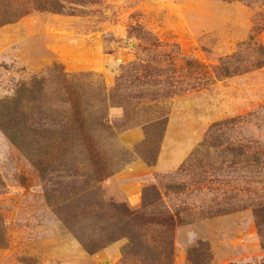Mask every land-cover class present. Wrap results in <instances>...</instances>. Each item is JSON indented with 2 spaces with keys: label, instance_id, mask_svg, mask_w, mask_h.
<instances>
[{
  "label": "rangeland",
  "instance_id": "obj_1",
  "mask_svg": "<svg viewBox=\"0 0 264 264\" xmlns=\"http://www.w3.org/2000/svg\"><path fill=\"white\" fill-rule=\"evenodd\" d=\"M13 1V8L25 2ZM247 1L100 0L76 6L64 0L78 12L32 9L0 26V118L10 110L19 121L32 117L55 125L69 115V105L59 93L64 82L53 79L54 72L83 74L73 81L92 128L85 138L98 147L107 174L95 181L94 164L79 146L86 144L82 138L41 132L30 137L36 140L32 147H16L0 130V233L5 237L0 264L261 263L264 248L250 209L205 214L229 195L227 182L237 176L212 170L198 189L195 158L187 162L213 123L264 105V66L150 103V113L163 114L158 127L122 131L120 123L110 130L97 125L102 112L104 123L123 117L120 107L104 106L98 92L113 88L129 62L156 58L163 67L180 68L181 58H189L213 66L257 28L256 38L264 45V1ZM145 33L159 46L150 47L140 37ZM41 78L40 94L28 92L30 83ZM38 96L42 113L33 100ZM241 133L264 140V113ZM67 143L74 147L62 153L59 148ZM209 158L216 167L211 151L201 166ZM158 160L161 170L154 171ZM138 162L150 173L136 167ZM138 185L140 199H135ZM145 187L158 192L150 198L148 213L177 212L182 221L172 233L170 255L159 229H140L123 214L143 207ZM110 238L115 239L107 242ZM80 240L107 243L88 253Z\"/></svg>",
  "mask_w": 264,
  "mask_h": 264
},
{
  "label": "trees",
  "instance_id": "obj_2",
  "mask_svg": "<svg viewBox=\"0 0 264 264\" xmlns=\"http://www.w3.org/2000/svg\"><path fill=\"white\" fill-rule=\"evenodd\" d=\"M12 1L0 0V26L27 15L32 9L54 14H62L68 12V10V13L72 15L78 12L76 7L65 6L64 0H25L21 8H16L19 6L13 8V5L10 4ZM18 1L15 2L19 4ZM66 1L76 6H83L88 3H99L100 0ZM263 1L261 0L262 4ZM247 2L248 4L251 3L250 1ZM259 32L260 29L257 28L247 41L238 46L236 52L220 57L217 64L213 66H207L189 58H181L184 65L180 68L163 67L156 58L150 60L137 59L129 62L121 69L113 88L106 92L105 90L102 91L101 88V91L98 92L104 106L120 107L123 110V117L118 121L114 120L111 124L104 123L103 118L105 116L102 112L97 118V125L101 126L102 130H110L120 123L122 124V131L135 126L143 128L146 126L158 127L164 123V117L162 113H150L153 107L150 103L168 99L187 91L205 88L216 80L239 76L262 68L264 66V45L256 38ZM140 37L147 41L150 47L156 48L159 46L156 38L150 33H145V37ZM78 76H83V74H61L55 71L52 76L53 79L61 78L63 80L64 84L61 86V92L59 93L63 95L62 100L69 105V115L57 122V125L53 123L43 124L40 119L36 120L32 117L19 121L18 118L14 117V113L9 112V110L4 119L0 118V130L16 147L22 145L28 148L32 147V143H35L36 140L31 141L29 140L30 137L41 132L49 133L50 136L63 131L61 133L70 139L82 138L86 140V144L83 143L79 146L86 154H89L88 156L91 158L89 160L95 167V181L99 182L107 177L105 163L100 159V152L96 144L88 142V138H85L87 134L89 135V131H92V128L90 124H86L85 109L82 107L83 103H81L79 88L76 82L73 81ZM42 84V78L34 80L30 83V87L26 89L31 94L39 95ZM35 87H37V91L34 90ZM33 100L39 102L38 109L42 113L40 110L42 109L40 97H35ZM262 113H264V105L253 112L246 113L244 116L213 123L209 127L204 140L191 154L187 163L189 165L190 160L193 157L195 158L194 168L196 169L197 166L199 173L194 184L198 189L203 183L208 182L206 174L209 171H223L228 175L237 176L233 181L227 182L230 185L229 195L225 196L220 202H214L205 214L207 217H213L250 209L261 246L264 248V140L243 136L241 133L246 123L249 124L253 119H258ZM73 147V144L67 143V145L58 148L63 153L70 151ZM210 151L217 156V166H213L210 158L206 159L205 164L201 166V160L207 157ZM203 167H206L207 171ZM231 182H233L232 185ZM0 188H3L1 181ZM154 196L158 197V192L154 187H145L142 192L143 207L135 211L125 209L123 214L128 220L138 224L140 229L149 228L150 226L159 229L163 233V243L167 246L170 255L173 250L172 233L182 221L177 212L148 213L147 206H149L150 198H154ZM114 239L110 238L107 242ZM80 241L88 253L100 250L107 243ZM4 245L5 237L1 232L0 246ZM260 264H264V258Z\"/></svg>",
  "mask_w": 264,
  "mask_h": 264
},
{
  "label": "crops",
  "instance_id": "obj_3",
  "mask_svg": "<svg viewBox=\"0 0 264 264\" xmlns=\"http://www.w3.org/2000/svg\"><path fill=\"white\" fill-rule=\"evenodd\" d=\"M159 161L160 160H158V162L156 163V166L155 167H153V170L155 171V169H158V170H161L160 168H159ZM136 167H138L140 170L142 169V171H146V174H148V173H150V170H149V168L146 166V165H144L142 162H138V164H136ZM135 187V186H134ZM135 189H136V191H137V197L135 198V199H140V190H141V185H138V186H136L135 187Z\"/></svg>",
  "mask_w": 264,
  "mask_h": 264
}]
</instances>
